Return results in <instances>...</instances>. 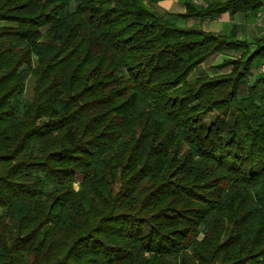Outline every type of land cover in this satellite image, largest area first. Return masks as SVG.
<instances>
[{"label":"trees","instance_id":"1","mask_svg":"<svg viewBox=\"0 0 264 264\" xmlns=\"http://www.w3.org/2000/svg\"><path fill=\"white\" fill-rule=\"evenodd\" d=\"M160 1L0 0V264H264V38Z\"/></svg>","mask_w":264,"mask_h":264},{"label":"crops","instance_id":"2","mask_svg":"<svg viewBox=\"0 0 264 264\" xmlns=\"http://www.w3.org/2000/svg\"><path fill=\"white\" fill-rule=\"evenodd\" d=\"M186 1H190L198 7L206 5V0H162L155 5V8L160 13L169 14L171 16V21L176 25H181L180 27H196L204 31L221 34H229L234 31L239 39L247 41L264 38V4L255 13H237L234 15H230L226 12L220 14L215 18H177L178 14H182L186 11ZM2 24L3 23H0V25ZM251 48H253V46ZM231 54L232 53L230 52H226L224 54H214L207 58L204 62L212 59L215 62L213 64L218 65L224 59L233 57ZM234 56H237V53ZM204 62H202L201 64H203ZM224 70L228 71L230 70V67H227ZM263 76L264 58L253 66L251 75L247 79L246 86L243 89L242 93H246L247 86L250 85L254 78Z\"/></svg>","mask_w":264,"mask_h":264},{"label":"rangeland","instance_id":"3","mask_svg":"<svg viewBox=\"0 0 264 264\" xmlns=\"http://www.w3.org/2000/svg\"><path fill=\"white\" fill-rule=\"evenodd\" d=\"M74 9V3L70 2L69 4V11H73ZM178 26H181L178 24ZM232 53L231 55L234 56L236 55V53L234 52H230ZM215 63L212 59L211 60H207V62H204L203 64L199 65L189 76V80H193L196 77H200V76H204V75H212L215 70L213 68V66ZM33 83H34V79L32 76H30L26 82H25V90L24 92L20 95V99L21 100H30L32 98V94H33ZM211 116H207L206 119H210ZM74 188L77 190L78 189V183H74L73 184ZM203 238V235H199L198 240H201Z\"/></svg>","mask_w":264,"mask_h":264}]
</instances>
